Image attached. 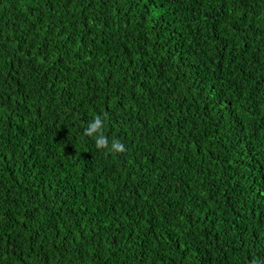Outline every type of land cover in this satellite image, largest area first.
Masks as SVG:
<instances>
[{"label": "trees", "instance_id": "1", "mask_svg": "<svg viewBox=\"0 0 264 264\" xmlns=\"http://www.w3.org/2000/svg\"><path fill=\"white\" fill-rule=\"evenodd\" d=\"M0 264H264V0H0Z\"/></svg>", "mask_w": 264, "mask_h": 264}, {"label": "clouds", "instance_id": "2", "mask_svg": "<svg viewBox=\"0 0 264 264\" xmlns=\"http://www.w3.org/2000/svg\"><path fill=\"white\" fill-rule=\"evenodd\" d=\"M103 127L102 119L99 115L94 118L93 122H90L88 127L86 128L84 135L88 137H92L96 133H100L95 140L97 149H108L110 152L122 153L125 151L124 144L115 140L111 144V148L109 149V141L107 137H105L100 131Z\"/></svg>", "mask_w": 264, "mask_h": 264}]
</instances>
